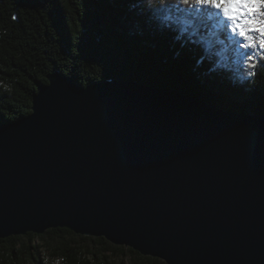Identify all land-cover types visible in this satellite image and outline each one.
Returning a JSON list of instances; mask_svg holds the SVG:
<instances>
[{
  "label": "water",
  "instance_id": "water-1",
  "mask_svg": "<svg viewBox=\"0 0 264 264\" xmlns=\"http://www.w3.org/2000/svg\"><path fill=\"white\" fill-rule=\"evenodd\" d=\"M52 229L166 264H264V114L54 72L0 124V240Z\"/></svg>",
  "mask_w": 264,
  "mask_h": 264
},
{
  "label": "trees",
  "instance_id": "trees-1",
  "mask_svg": "<svg viewBox=\"0 0 264 264\" xmlns=\"http://www.w3.org/2000/svg\"><path fill=\"white\" fill-rule=\"evenodd\" d=\"M176 2L0 0V124L29 116L34 95L56 71L85 88L130 80L229 112L263 115L264 60L254 61L255 69L245 67L244 50L238 51L228 34L232 55L217 67L221 55L206 56L194 35L195 24L205 17L178 12ZM37 239L49 242L35 246ZM124 257L129 264H166L67 229L0 240V264H125Z\"/></svg>",
  "mask_w": 264,
  "mask_h": 264
},
{
  "label": "snow or ice",
  "instance_id": "snow-or-ice-1",
  "mask_svg": "<svg viewBox=\"0 0 264 264\" xmlns=\"http://www.w3.org/2000/svg\"><path fill=\"white\" fill-rule=\"evenodd\" d=\"M184 6V7H181ZM174 7L188 17H205L231 33L245 67L264 60V0H177ZM249 72L248 75H253Z\"/></svg>",
  "mask_w": 264,
  "mask_h": 264
},
{
  "label": "rangeland",
  "instance_id": "rangeland-1",
  "mask_svg": "<svg viewBox=\"0 0 264 264\" xmlns=\"http://www.w3.org/2000/svg\"><path fill=\"white\" fill-rule=\"evenodd\" d=\"M204 19L202 18L198 24H195L194 32H196L200 36H206L207 39L210 41L209 49L205 53L206 56L210 57L212 55L214 56L221 55L220 57L221 59L216 64L217 67H219L222 64V60H226L232 55L233 44L230 43L227 38L228 34L231 33L228 32L227 30L221 31L222 26H220V30H217L216 28L214 30L209 29V25H214L215 27L216 23L215 21H210V20L205 21ZM48 242L49 240L43 241L41 239H37V240H33L32 244L35 246H42V245H46V243ZM40 254H41L40 258L42 261L45 259V257L47 258L48 253L46 249L41 250ZM123 261L125 262V264H129L130 259L129 257L128 258L124 257Z\"/></svg>",
  "mask_w": 264,
  "mask_h": 264
},
{
  "label": "bare ground",
  "instance_id": "bare-ground-1",
  "mask_svg": "<svg viewBox=\"0 0 264 264\" xmlns=\"http://www.w3.org/2000/svg\"><path fill=\"white\" fill-rule=\"evenodd\" d=\"M214 46V45H213Z\"/></svg>",
  "mask_w": 264,
  "mask_h": 264
}]
</instances>
